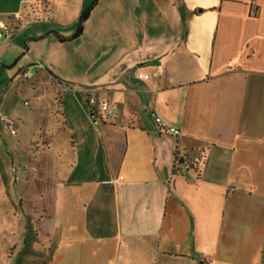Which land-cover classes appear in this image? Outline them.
Listing matches in <instances>:
<instances>
[{"label": "crops", "instance_id": "1", "mask_svg": "<svg viewBox=\"0 0 264 264\" xmlns=\"http://www.w3.org/2000/svg\"><path fill=\"white\" fill-rule=\"evenodd\" d=\"M0 19V115L39 119L0 197L45 264H264V0H0Z\"/></svg>", "mask_w": 264, "mask_h": 264}, {"label": "rangeland", "instance_id": "2", "mask_svg": "<svg viewBox=\"0 0 264 264\" xmlns=\"http://www.w3.org/2000/svg\"><path fill=\"white\" fill-rule=\"evenodd\" d=\"M32 107L33 100L24 109ZM38 124L36 116L29 117L25 123L16 125L18 134H11L0 123V177L13 180L22 177L31 141L38 137L35 134ZM17 188L20 190L21 183ZM16 197L12 200L15 210L10 211L5 209V199L0 197V264H45L50 258V243L44 235L36 232L34 223L25 224L21 212L22 198Z\"/></svg>", "mask_w": 264, "mask_h": 264}, {"label": "built area", "instance_id": "3", "mask_svg": "<svg viewBox=\"0 0 264 264\" xmlns=\"http://www.w3.org/2000/svg\"><path fill=\"white\" fill-rule=\"evenodd\" d=\"M250 2L253 4V3H256L257 0H250ZM13 17L15 19H20V14L16 12L13 15ZM8 30H9V26H8L7 22L3 19H0V39L6 40L9 38ZM33 75H34V71H25L23 73L24 78H32ZM148 76H149L148 74L139 73V77L148 78ZM86 99H87L89 105L92 107L93 115L96 117H97V115H100L103 118V116H108V115H111L115 112V109L109 105L107 100L98 99L92 93H88ZM152 115L154 117L156 124L158 125V127L160 129H162L166 132L172 133V134H178L180 132V130L178 128L168 125L156 113H152ZM0 122L2 123L3 127L6 130H8L10 133L17 134L16 123L11 116H9L8 114H1L0 115Z\"/></svg>", "mask_w": 264, "mask_h": 264}, {"label": "trees", "instance_id": "4", "mask_svg": "<svg viewBox=\"0 0 264 264\" xmlns=\"http://www.w3.org/2000/svg\"><path fill=\"white\" fill-rule=\"evenodd\" d=\"M92 6H90L89 8H87L81 15L80 17V22H79V26L78 29L74 35V37H77L78 35H80L83 31V23L86 21V19L88 18L90 12H91Z\"/></svg>", "mask_w": 264, "mask_h": 264}]
</instances>
